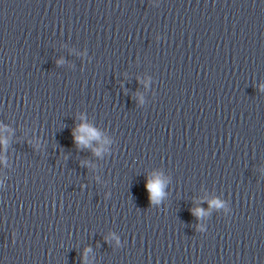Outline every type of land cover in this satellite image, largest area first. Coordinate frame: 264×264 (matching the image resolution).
Segmentation results:
<instances>
[{"label":"clouds","instance_id":"9594fccd","mask_svg":"<svg viewBox=\"0 0 264 264\" xmlns=\"http://www.w3.org/2000/svg\"><path fill=\"white\" fill-rule=\"evenodd\" d=\"M80 131L88 133L89 136H94L95 135V133L90 128H87V127H82L80 129ZM76 139L79 140L80 142L86 143V141L84 140V137H77ZM148 188L150 189V191H151L153 196L159 195V193H160V185H159L158 182L157 183H150L148 185Z\"/></svg>","mask_w":264,"mask_h":264},{"label":"water","instance_id":"95a60500","mask_svg":"<svg viewBox=\"0 0 264 264\" xmlns=\"http://www.w3.org/2000/svg\"><path fill=\"white\" fill-rule=\"evenodd\" d=\"M262 1H264V0H262Z\"/></svg>","mask_w":264,"mask_h":264}]
</instances>
